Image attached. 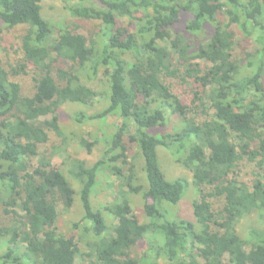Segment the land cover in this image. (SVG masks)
I'll return each mask as SVG.
<instances>
[{
  "label": "trees",
  "instance_id": "trees-1",
  "mask_svg": "<svg viewBox=\"0 0 264 264\" xmlns=\"http://www.w3.org/2000/svg\"><path fill=\"white\" fill-rule=\"evenodd\" d=\"M45 1L0 0V25L27 28L19 69L35 72L28 97L0 67V213L17 218L0 223V264H264V0H57L96 26L88 38L61 28L54 39ZM236 31L253 44L243 60L234 56ZM53 56L68 67L52 69ZM172 80L200 91L186 103L165 83ZM63 103L103 105L75 113L76 124L120 120L102 159L68 170L77 189L44 156L31 164L39 146L61 136ZM173 117L178 126L164 133ZM130 145L134 164L126 162ZM158 148L196 191L189 221L160 213L161 204L180 202L184 184L164 179ZM241 163L252 168L251 181L239 178ZM102 167L126 192L92 207ZM76 195L82 212L71 229L88 236L83 254L58 229L57 207L69 213ZM130 195L142 197L145 222ZM143 242L141 257H132Z\"/></svg>",
  "mask_w": 264,
  "mask_h": 264
},
{
  "label": "rangeland",
  "instance_id": "rangeland-1",
  "mask_svg": "<svg viewBox=\"0 0 264 264\" xmlns=\"http://www.w3.org/2000/svg\"><path fill=\"white\" fill-rule=\"evenodd\" d=\"M43 17L49 21L53 27L52 38L57 37L58 31L62 29H69L70 31H76L77 34L88 38L89 33L95 28L96 24L91 21H83L73 19L69 16L68 12L64 9V5L57 0H47L43 3ZM76 28V29H75ZM27 28H15L7 29L0 25V67L7 73L9 78L19 84L21 94L24 96H31L34 89V75L35 72L31 66H26L25 70L21 71L19 66L22 64V51H21V38ZM90 37V36H89ZM235 49L234 56L238 60H243L245 55L253 50V44L251 39H243L236 31L235 37ZM163 45V44H161ZM52 63V69L64 68L65 65L61 59H55ZM203 65V64H202ZM191 82V81H188ZM167 85H170L173 92L181 97L184 102L188 103L192 98L193 92H199L200 89L196 85L191 83L182 84L179 80L165 81ZM264 83V79H263ZM100 84H95L93 88L99 90ZM103 105L97 104L93 107H83L76 104L63 103L57 110L58 123L61 131V136H50V141L46 145L38 147L39 156L31 162L32 166H36L37 161L41 156H44L47 161L50 162V166L53 170L62 171L68 181L71 183L74 189L79 186L72 178L68 177V170H70L76 163L83 164L84 167H90L95 162L103 158L105 152L110 148L112 137L115 133V129L119 127L120 120L115 117H107L105 121H84L81 124L73 122V116L75 113L82 112L85 115H92L102 110ZM205 111V109H202ZM208 112V111H207ZM200 117H203L204 112L199 111ZM211 111L209 112V114ZM49 119V118H46ZM179 124V118H170L167 127L164 129V133L171 131ZM134 126H130V134H133ZM80 141H83L90 145V151L87 152L80 146ZM126 139H123V143H126ZM136 148L133 145L129 146L127 153V163L134 164V158L137 155ZM158 167L167 182H173L176 180L181 181L184 184L183 195L180 202L176 206L168 204H161L160 213L167 220H175V218L183 217L182 219L189 221L192 217L191 204L195 201L196 191L193 186L188 184V173L174 162V157L163 149L158 148L156 150ZM142 162V161H141ZM242 164V163H241ZM239 165L238 170L240 173V179L242 181H251L252 168L249 165ZM128 169V168H127ZM100 173L96 179V185L91 193L89 202L92 207L98 208L104 207L106 204L112 203L118 196L119 191H125L120 186V181L112 177L105 167H102ZM137 175L139 181L143 184V174L137 169ZM68 174V175H67ZM123 174H128L126 167H124ZM144 189H146V183L144 181ZM128 200L131 204L132 212L137 216L138 220L142 222L146 221L143 213L141 212L143 200L140 195H130ZM59 213V232L65 236H74L78 239V245L80 253L83 254L86 249V237L83 236L82 230L75 232L71 229V225L76 223L81 215V207L78 199V195L74 197V204L71 211L67 214L63 212L61 207H57ZM20 215V214H18ZM109 220V218H107ZM17 220L12 215L4 217L0 213V223L11 224ZM250 219H244L241 222H247ZM112 224V221L110 220ZM116 222H113V225ZM145 249V242L139 244L135 249L131 251V256L134 258L141 257L142 252ZM3 249L0 247V253ZM75 264H81L80 259H77Z\"/></svg>",
  "mask_w": 264,
  "mask_h": 264
}]
</instances>
